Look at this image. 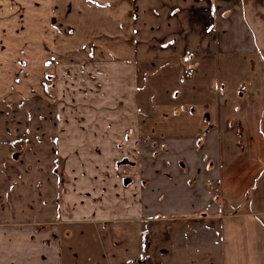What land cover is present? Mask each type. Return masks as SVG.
I'll list each match as a JSON object with an SVG mask.
<instances>
[{
  "label": "crops",
  "instance_id": "1",
  "mask_svg": "<svg viewBox=\"0 0 264 264\" xmlns=\"http://www.w3.org/2000/svg\"><path fill=\"white\" fill-rule=\"evenodd\" d=\"M250 2L0 0V110L14 123H0V264H264ZM18 109L46 125L33 133ZM126 143L138 162L121 185L103 161ZM86 224L97 253L76 246Z\"/></svg>",
  "mask_w": 264,
  "mask_h": 264
},
{
  "label": "rangeland",
  "instance_id": "2",
  "mask_svg": "<svg viewBox=\"0 0 264 264\" xmlns=\"http://www.w3.org/2000/svg\"><path fill=\"white\" fill-rule=\"evenodd\" d=\"M254 1V4H251V6H253V9L251 11V13H247V21L244 22V29L245 32L242 34H240V36L243 37L244 39V53H242L241 55V59L245 61H247L248 63V68L250 71H253L255 74H258L259 76L263 77V88H264V11L261 13V10L264 7V0H251ZM250 0H246V7H250ZM253 3V2H252ZM259 3V5H258ZM202 16V13H200V17ZM260 77V78H261ZM259 78V79H260ZM260 81V80H259ZM262 81V80H261ZM45 82V80H44ZM220 83V82H218ZM259 83V82H258ZM217 86H220L219 84H216ZM243 85V86H242ZM244 84L240 85V88H243ZM45 98H47V96L45 95ZM44 98V100H45ZM56 98V97H55ZM29 98H27L28 100ZM75 99L74 96H69L68 100L70 105L72 104L71 102H73ZM27 100H23V101H27ZM23 101H20L19 103H23ZM29 102V101H28ZM81 103V107L79 106L75 108V112H73L72 116H74L77 121H80V119H84L86 118L85 114H86V107L87 105H85L84 100L82 99V101L80 100ZM79 102V103H80ZM75 103V101H74ZM3 105H7L4 104L3 102H0V109ZM72 106V105H71ZM74 107L72 106L71 109H73ZM79 109V111H77ZM26 111V110H25ZM84 111V112H82ZM20 113L22 114V117L20 116ZM96 113V112H94ZM93 114V113H92ZM13 116V121L19 123L20 121H22L25 117L27 119L23 120V125L28 123V128L29 130L31 129L32 132L34 133V131L37 128V125H46L47 120H46V113L42 110H38L35 111L33 109H27L26 112H22L20 111V109L17 110L16 113H12L11 114ZM59 117H61V114L59 115ZM93 117L95 118V114H93ZM10 117H7L6 115H4L1 110H0V123L3 121H8ZM44 118V120L42 121L41 119ZM62 119V117H61ZM8 126L10 125H14V123H7ZM35 127V129H34ZM25 129V128H24ZM39 131V130H38ZM28 135V133H27ZM115 146V145H113ZM118 148H120L121 152H120V156L116 159H110L107 161V159H104L103 163L106 167H112V170H114L116 173V175H109V179H114L113 183L117 182L119 184H126L128 182H131L132 180V176L130 174V171H132V169L135 167V165L137 164L138 160L135 159V156H133V144L129 143L127 144H118L117 145ZM116 147V146H115ZM92 164L94 163L92 160H89ZM137 161V162H136ZM84 162H86V160H84ZM88 162V160H87ZM111 162V164L109 163ZM61 181L63 179L66 180V182L68 183L69 178L65 177L63 175L60 176ZM134 179V178H133ZM212 187V186H211ZM214 188H218L217 191H213L216 195H221V191L219 189V187L214 186ZM213 189V188H212ZM153 226V225H151ZM140 228H143V226H140ZM139 228V229H140ZM84 234L85 236H83L82 238L79 239V243L76 245L79 248H81L84 246V244L86 245V247L89 249V251H91L92 253H97V249L96 246L94 244V242L90 241V235L92 234V229L91 226L89 225H85L84 226ZM141 234L143 235V233L147 232L144 231V229H140ZM148 233V232H147ZM153 236H152V243L155 244V246H161L162 244V236H163V232H162V227L157 225L156 227H154L153 231ZM140 236V233H139ZM84 238H88V240H84ZM148 243V241H147Z\"/></svg>",
  "mask_w": 264,
  "mask_h": 264
},
{
  "label": "trees",
  "instance_id": "3",
  "mask_svg": "<svg viewBox=\"0 0 264 264\" xmlns=\"http://www.w3.org/2000/svg\"><path fill=\"white\" fill-rule=\"evenodd\" d=\"M149 239V233L145 232L142 235V244H141V251H142V261L149 263L150 258L147 255V241Z\"/></svg>",
  "mask_w": 264,
  "mask_h": 264
},
{
  "label": "built area",
  "instance_id": "4",
  "mask_svg": "<svg viewBox=\"0 0 264 264\" xmlns=\"http://www.w3.org/2000/svg\"><path fill=\"white\" fill-rule=\"evenodd\" d=\"M213 190H214V191H217V190H218V188H214Z\"/></svg>",
  "mask_w": 264,
  "mask_h": 264
}]
</instances>
